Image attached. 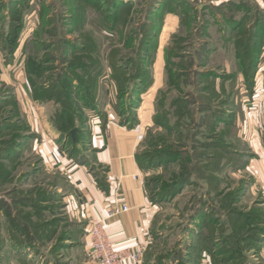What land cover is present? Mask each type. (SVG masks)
Masks as SVG:
<instances>
[{"label": "rangeland", "instance_id": "1", "mask_svg": "<svg viewBox=\"0 0 264 264\" xmlns=\"http://www.w3.org/2000/svg\"><path fill=\"white\" fill-rule=\"evenodd\" d=\"M227 3L243 28L233 30L213 7ZM259 6L256 0H0V264H10V242L19 249L12 256L30 250L31 261L45 264L62 263L71 245L82 244L64 208L65 182L54 172L59 159L82 158L87 132L79 137L77 107L89 90L99 105L86 112L89 120L113 116L129 128L130 104H138L139 121L129 129L142 124V144L157 161L144 178L158 198L178 178L187 184L162 202L165 228L162 222L157 238L161 249H173L165 259L264 264V247L252 243L260 212L250 207L252 182L237 154L255 158V146L264 147V39L250 49L245 34ZM94 69L103 73L98 79ZM74 125L75 137L61 135ZM202 227L215 251L198 257Z\"/></svg>", "mask_w": 264, "mask_h": 264}, {"label": "crops", "instance_id": "2", "mask_svg": "<svg viewBox=\"0 0 264 264\" xmlns=\"http://www.w3.org/2000/svg\"><path fill=\"white\" fill-rule=\"evenodd\" d=\"M256 2L262 3L264 7V0ZM86 132L87 140L83 146L82 158L59 159L57 171L54 172L65 182V185L59 186L60 190L66 188L64 208L75 226L73 233H79L82 244L68 246L72 253H65L66 260L62 263L50 261L48 264H99L90 255L87 228L93 219L106 218L109 211L115 208L120 211L105 221V228L114 248L137 250L141 244L147 245L142 263L129 260L125 264H177L173 259H165L167 252L173 249H161L162 243L157 238V230L163 222L160 212L164 204L154 202L145 186L144 169L140 166L138 157L146 146L138 140L134 130L120 125L113 116L105 123L96 117L90 118ZM255 148L258 157L254 158L252 153L249 156L247 152L249 158L246 159L244 176L252 182L246 189L251 201L250 207L257 209L261 218L259 222L262 233L259 231L258 238L253 239L252 243L256 242L264 247V147ZM89 153L91 155L88 156ZM124 206L128 207L127 211L121 210ZM161 227L165 228L164 222ZM9 245L10 264H45L39 257L31 261L34 253L30 250L20 251L21 256H12V249L17 250L15 252L19 249L14 242ZM207 260H202V263L211 262L209 256Z\"/></svg>", "mask_w": 264, "mask_h": 264}, {"label": "trees", "instance_id": "3", "mask_svg": "<svg viewBox=\"0 0 264 264\" xmlns=\"http://www.w3.org/2000/svg\"><path fill=\"white\" fill-rule=\"evenodd\" d=\"M222 4H220V5H217V6H215L214 4H213V7L214 8H216L217 7V9H221V10H223L222 12H223V14H224V16H226V19L228 20V21H230L231 22V20H232V22L230 23V24H233V30H237V28L238 27H240V26H242V28H243V26H244V24L243 23H238V21H236V15H235V13H234V11H233V5L234 4H229V3H227V4H223L222 6H221ZM221 6V7H220ZM227 6H230V9L229 10H227L226 11V7ZM236 9H238L239 8V6L237 5V6H234ZM235 9V10H236ZM256 11L258 12V13H256V15L254 16V18H253V21L251 22V24H249V25H246L245 26V34H248V36L251 38L250 40H251V46H250V49H252V47H253V45L258 41V38L259 37H262L263 39H264V8H262V7H260L259 6V8L257 7V9H256ZM235 32V31H234ZM254 59H255V57L253 58V60H252V62L250 63V65L249 66H251L252 68H250V69H254L255 67L254 66H252L253 65V61H254ZM250 62V60H248V63ZM249 66L247 65V63H246V68L245 69H249ZM94 74H96L97 75V79L100 77V76H102V71L100 70V71H97L96 69H94ZM95 75V76H96ZM96 88H94V90H95ZM88 94H89V98H87V97H85V98H83V100H82V104L81 105H78V107H77V110L79 111V113H81V115H80V121L82 122L81 124H80V126L79 125H77L78 126V128H79V131H78V133H79V137H80V135H81V132H83L84 130H87V123H88V121H89V119L87 118L88 117V115H87V111L88 110H90V111H93V110H97V109H99V105L97 104V102L95 101V96H94V94H95V91H90L89 90V92H88ZM134 95L136 96V93H134ZM130 106H131V111H132V124H130L131 126L129 127V128H133L134 127V125L135 124H137V122L139 121L138 120V118L136 117V110H137V108H138V104L137 105H135L134 106V104H130ZM134 111H135V113H134ZM107 120H106V118H104V120H103V122L105 123ZM85 122V123H84ZM119 124L120 125H125L123 122H119ZM73 128H76V125H74L72 128H70V130H68L67 132H61V135H63L64 133L66 134V133H68L69 135L71 134V131H72V129ZM78 137V138H79ZM74 142L75 143H77V141H75L74 140ZM216 149H218V148H216ZM213 150H215V149H213ZM191 151H187V154H189ZM216 152H218L219 153V151H215V153ZM150 152L147 150V149H145L143 152H142V154L138 157V161L140 162V166L144 169V170H146L147 168H152V167H155L156 165H157V161H156V159H152L151 157H148V154H149ZM237 153V152H236ZM242 153V154H241ZM231 154H233L232 152H231ZM238 154V158H239V162H241V161H243V163H244V165L246 164V155H247V151H245V153L243 154V152H239V153H237ZM159 156V159H161L160 158V156L161 155H158ZM167 157V156H166ZM187 160H189V158H187ZM238 163V162H237ZM237 163H236V166H237V168H239L240 166H241V164L239 165V163H238V165H237ZM183 179V178H182ZM187 180H190V178H187ZM187 183V182H186ZM180 184V179L178 178V180L176 181V182H170L169 183V185L167 184V186L165 185V186H163L162 187V191H164V193L165 194H163V195H160L159 196V198H158V196L154 193L155 191H153L154 189H153V187L151 186V184L149 183V182H147L146 180H145V186H146V189H147V191H148V195L150 196V198L154 201V202H156V203H162V202H164L165 200H166V196H168V194L167 193H170V192H172V191H174L178 186H179V188H181V190L187 185V184H185L184 182L182 183L181 182V184ZM152 188V189H151ZM150 191H151V193H150ZM46 201V200H45ZM45 203V202H44ZM206 216V215H205ZM202 221H203V219H202ZM206 220L204 219V221L202 222V224L201 225H205V222ZM260 223L261 222H259V221H257V222H255L254 224H253V227H254V229H259L260 231H262L261 229H262V227H260L261 225H260ZM207 226V225H206ZM261 228V229H260ZM204 228L202 227V230L200 231L201 233H200V240H201V246L199 247V250H197V254H198V257L199 256H201V252L203 251V250H205V249H208V250H210V251H215V246H214V243L213 244H211V243H209V242H207V241H204V238H203V232H204ZM257 233L259 232V231H256ZM255 236V237H254ZM253 237H254V239L256 240L257 238H258V235L256 234V235H254ZM193 249H194V247H192ZM193 249H191V250H193ZM218 251V250H217ZM219 251H221V249L219 250ZM213 254H214V258H215V256H216V258L217 259H219L220 257H219V254H217V253H215V252H213ZM166 257H169V256H166ZM174 259L173 260H175L176 258L175 257H173ZM169 259H172V258H169Z\"/></svg>", "mask_w": 264, "mask_h": 264}, {"label": "built area", "instance_id": "4", "mask_svg": "<svg viewBox=\"0 0 264 264\" xmlns=\"http://www.w3.org/2000/svg\"><path fill=\"white\" fill-rule=\"evenodd\" d=\"M141 129L142 124L134 128V132L140 141L144 138V133ZM121 210L127 211L128 207L124 206ZM119 211V208L112 209L106 218H96L89 223L86 236L90 255L99 264H125L129 260L142 263L147 250L146 244H141L137 250H118L114 248L106 231L105 221L116 216Z\"/></svg>", "mask_w": 264, "mask_h": 264}, {"label": "water", "instance_id": "5", "mask_svg": "<svg viewBox=\"0 0 264 264\" xmlns=\"http://www.w3.org/2000/svg\"><path fill=\"white\" fill-rule=\"evenodd\" d=\"M72 134H73L74 137H75V135H76V129L72 131Z\"/></svg>", "mask_w": 264, "mask_h": 264}]
</instances>
